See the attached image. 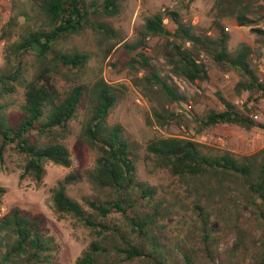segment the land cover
<instances>
[{"label": "trees", "instance_id": "trees-1", "mask_svg": "<svg viewBox=\"0 0 264 264\" xmlns=\"http://www.w3.org/2000/svg\"><path fill=\"white\" fill-rule=\"evenodd\" d=\"M29 1L35 12L29 19L32 26L25 24L11 41L7 29L0 33V40H7L5 63L0 66V160L5 144H11L23 160L19 177L29 175L35 182L42 179L45 160L69 167V151L62 140L70 133L69 121L83 106L76 141L95 152L94 164L84 175L96 188L108 189L109 197L84 198L85 209L67 195V186L79 180L72 171L49 188L55 216L70 215L89 229L91 238L74 264H264V145L251 153H236L180 135L157 136L141 145L120 124L106 121L109 110L123 97L125 85L106 82L100 69L86 76L89 54L56 44L89 28L103 60L122 41L129 67L142 70L133 84L153 87L167 104L184 101L185 96L148 55L146 38L165 39L169 72L187 82L206 78L204 64L197 59L203 52L214 63L240 71L235 91L264 95V75L258 77L247 63L250 47L241 43L228 51V34L217 21L211 24L218 35L211 37L193 32L175 11L146 16L139 37L128 42L100 20L119 13V0ZM261 1L213 0L212 8L218 17L250 26L264 21ZM164 18L174 24L172 30L164 27ZM13 20L9 18L5 26H12ZM250 31L264 45V29L254 26ZM27 54L30 59L25 62L22 58ZM17 87L22 89L23 101L20 115L14 118L7 108ZM219 99L223 109L208 111L200 127L256 125L232 103ZM151 114L158 126L173 116L163 105ZM138 160L165 170L171 186L140 180ZM4 191L0 186V203ZM182 205L189 211L186 229ZM171 216L176 218L174 230L164 223ZM56 250L40 217L17 207L0 215V264H58Z\"/></svg>", "mask_w": 264, "mask_h": 264}, {"label": "rangeland", "instance_id": "rangeland-1", "mask_svg": "<svg viewBox=\"0 0 264 264\" xmlns=\"http://www.w3.org/2000/svg\"><path fill=\"white\" fill-rule=\"evenodd\" d=\"M98 2L101 0H97ZM264 5V0L261 1ZM120 11L110 17H101L100 20L108 24L116 36L128 42L139 37L138 32L146 16L153 13L175 11L185 24L190 25L195 33L218 35L212 21H217L227 32V50L234 51L241 43L248 45L251 53L247 63L258 77L264 75V45L255 41V35L250 27L264 29V21L250 26L236 25L232 17H218V12L212 8L213 0H119ZM32 3L29 0H0V33L8 30V41L16 39L22 32L25 24L32 26L30 17L34 15ZM13 17L14 24L5 26L9 18ZM164 27L172 30L174 24L168 19L162 20ZM6 30V31H7ZM94 33L87 28L82 33L71 34L58 40L57 47L68 49L76 47L79 51L89 54L85 68V75L90 76L100 69V75L108 83H122L126 90L122 98L109 110L106 121L108 124L118 123L129 138L143 145L149 139L157 136L180 135L192 137L194 140L216 145L236 153H251L264 145V95L247 91H235L234 84L240 79V71L235 68H226L216 64L203 52H199L197 59L204 64L206 78L187 82L184 79L182 89H177L185 96L179 103L167 104L155 89L147 88L144 84H133L134 77H140L142 70L133 71L127 64L128 53L124 51L121 42L117 43L109 55L101 60L94 45ZM7 40H0V66L4 65V46ZM113 41L114 39H110ZM148 55L161 68V73L170 75L169 65L165 62L167 53L165 39L161 36L146 38ZM184 45H188L185 41ZM132 52H130V55ZM30 55H24L23 61L28 62ZM14 63V60H12ZM173 75V74H172ZM174 83V82H173ZM219 97L232 103L235 109L241 111L256 125L245 128L238 124L223 123L213 126L200 127V120L210 110L223 109ZM12 104L7 108L12 117L16 118L22 110V89L10 96ZM173 112V116L165 117L162 126L151 117L153 109L160 110L161 106ZM256 114L253 119L249 115ZM83 116L81 106L74 118L69 121L70 133L62 140L69 151L71 163L69 167H62L49 160L43 162L44 174L40 182H35L29 175L21 178L22 156L16 153L12 145L6 143L0 160V186L4 188L1 196L0 215L12 207L41 218L42 229L54 238L57 245L56 261L58 264H74V259L89 242V229L79 220L70 215L57 218L51 208L49 188L67 172H74L79 180L67 186V195L78 201L85 209L83 199H97L104 201L109 197L108 189H99L85 178L84 172L94 164L95 152L76 141V133ZM148 119V120H147ZM1 141V140H0ZM137 176L150 185L171 186L172 180L165 170L153 169L141 160L136 163ZM212 205L213 203L210 202ZM184 214V225H190L189 211L181 206ZM114 219L116 214H111ZM165 227L174 230L176 218L171 216L164 221ZM185 231L179 232L180 237ZM191 238L188 237V240ZM188 240L183 242L186 244Z\"/></svg>", "mask_w": 264, "mask_h": 264}, {"label": "built area", "instance_id": "built-area-1", "mask_svg": "<svg viewBox=\"0 0 264 264\" xmlns=\"http://www.w3.org/2000/svg\"><path fill=\"white\" fill-rule=\"evenodd\" d=\"M169 76H170V79L172 80V82H174V84L178 87V89H182V85H183L184 81L183 80H180L175 75L170 74ZM249 116L251 118H253V119L256 118V114H251Z\"/></svg>", "mask_w": 264, "mask_h": 264}]
</instances>
